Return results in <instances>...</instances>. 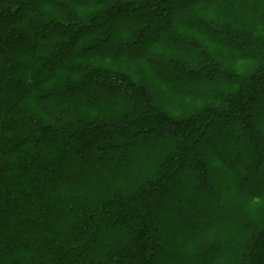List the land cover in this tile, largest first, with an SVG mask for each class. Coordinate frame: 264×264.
Returning <instances> with one entry per match:
<instances>
[{"label": "trees", "instance_id": "obj_1", "mask_svg": "<svg viewBox=\"0 0 264 264\" xmlns=\"http://www.w3.org/2000/svg\"><path fill=\"white\" fill-rule=\"evenodd\" d=\"M263 198L264 0H0V264H264Z\"/></svg>", "mask_w": 264, "mask_h": 264}, {"label": "rangeland", "instance_id": "obj_2", "mask_svg": "<svg viewBox=\"0 0 264 264\" xmlns=\"http://www.w3.org/2000/svg\"><path fill=\"white\" fill-rule=\"evenodd\" d=\"M217 147H219L218 145H213V148H217ZM264 199V198H263ZM261 200V201H259L258 203H260L259 204V206H261V208L262 209H264V200ZM192 206V205H191ZM192 211H189L188 213H187V218L184 220V221H179V220H176V219H173V220H171V221H163L164 222V225L167 227V228H172V227H174V226H178V225H182V226H188V224H189V222H190V218H193V217H195V215H196V211H198L197 210V207L196 206H192ZM260 208V207H259ZM177 211L178 210H176V213H177ZM199 216L197 217V219H198V221H200V220H202L203 219V217H206L207 215H209V210L207 209V210H205V211H203L201 214L199 213L198 214ZM197 216V215H196ZM263 216V218H264V215H262ZM261 216V217H262ZM263 218H262V220H263ZM261 219V218H260ZM258 227V226H257ZM169 247L170 248H172L171 250H170V253H169V257L168 258H170L171 260L170 261H173V260H176L175 259V255H174V253H175V247L172 245V244H170L169 245ZM185 255V254H184Z\"/></svg>", "mask_w": 264, "mask_h": 264}]
</instances>
